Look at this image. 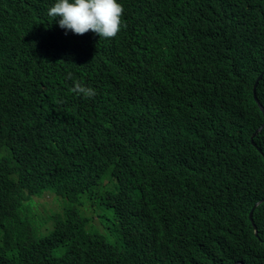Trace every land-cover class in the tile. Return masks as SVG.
I'll return each instance as SVG.
<instances>
[{
  "label": "trees",
  "instance_id": "trees-1",
  "mask_svg": "<svg viewBox=\"0 0 264 264\" xmlns=\"http://www.w3.org/2000/svg\"><path fill=\"white\" fill-rule=\"evenodd\" d=\"M54 2L0 0V264H264V0Z\"/></svg>",
  "mask_w": 264,
  "mask_h": 264
},
{
  "label": "clouds",
  "instance_id": "clouds-1",
  "mask_svg": "<svg viewBox=\"0 0 264 264\" xmlns=\"http://www.w3.org/2000/svg\"><path fill=\"white\" fill-rule=\"evenodd\" d=\"M123 12V5L119 4L117 0H55L54 4H52L47 10L48 16L53 19L59 18L57 23L61 29L65 30L66 34L68 31H71L75 35H84L91 31L98 35L100 39L115 38L121 28L126 27L123 20ZM244 57V54L242 56H234L233 61H231L233 68L238 69L242 65L239 61H242ZM263 75L264 71L258 76L254 86V96L255 94L257 95V86L259 81L263 78ZM68 78L72 79L71 75H69ZM71 91L77 95H82L85 98H92L96 95V91L93 88L84 86L79 81L74 83V87ZM255 99L259 102L258 95L257 98L255 96ZM259 106L264 112V107L260 102ZM33 197L38 201L36 206L38 207V212L41 213L46 211L49 207L46 204V201H50L53 196L51 193L46 192L42 197L36 195ZM37 198H39V200ZM39 204L42 208H39ZM0 216L6 215L3 212H0ZM251 219L253 218L251 217ZM7 223H9V221L4 220L1 224ZM0 230L2 229L0 228ZM99 233L106 235L104 232ZM233 264L244 263L243 261H237Z\"/></svg>",
  "mask_w": 264,
  "mask_h": 264
},
{
  "label": "water",
  "instance_id": "water-1",
  "mask_svg": "<svg viewBox=\"0 0 264 264\" xmlns=\"http://www.w3.org/2000/svg\"><path fill=\"white\" fill-rule=\"evenodd\" d=\"M256 98H257V95L255 94ZM264 201V199L260 200L259 202L256 203L255 207L256 208L259 204H261L262 202ZM254 210V209H253ZM251 217L253 218V211L251 212Z\"/></svg>",
  "mask_w": 264,
  "mask_h": 264
},
{
  "label": "rangeland",
  "instance_id": "rangeland-1",
  "mask_svg": "<svg viewBox=\"0 0 264 264\" xmlns=\"http://www.w3.org/2000/svg\"><path fill=\"white\" fill-rule=\"evenodd\" d=\"M39 200V198H37ZM39 208H42L41 205L39 204Z\"/></svg>",
  "mask_w": 264,
  "mask_h": 264
}]
</instances>
